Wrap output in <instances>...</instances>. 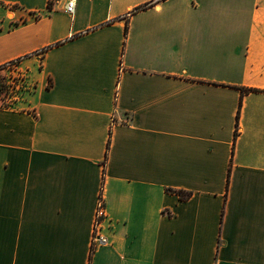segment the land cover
<instances>
[{"label":"crops","instance_id":"obj_1","mask_svg":"<svg viewBox=\"0 0 264 264\" xmlns=\"http://www.w3.org/2000/svg\"><path fill=\"white\" fill-rule=\"evenodd\" d=\"M68 1L0 0V264H264V0Z\"/></svg>","mask_w":264,"mask_h":264},{"label":"rangeland","instance_id":"obj_2","mask_svg":"<svg viewBox=\"0 0 264 264\" xmlns=\"http://www.w3.org/2000/svg\"><path fill=\"white\" fill-rule=\"evenodd\" d=\"M22 68L7 66L0 69V99L10 101L15 106L17 99L24 97L34 89V82ZM13 99V102H11ZM0 104H5V102Z\"/></svg>","mask_w":264,"mask_h":264},{"label":"built area","instance_id":"obj_3","mask_svg":"<svg viewBox=\"0 0 264 264\" xmlns=\"http://www.w3.org/2000/svg\"><path fill=\"white\" fill-rule=\"evenodd\" d=\"M76 8V0H69L66 4V12L73 16L75 13ZM14 64V63H11ZM10 66L9 65H6ZM3 100L0 99V102ZM5 104H0V107H11L10 101L4 100ZM13 102V99L12 101ZM107 219V212H106V205L105 202L101 200L99 203L97 212H96V219H95V225L92 235V253L97 250L101 246L109 245L110 240L109 238L104 234V221Z\"/></svg>","mask_w":264,"mask_h":264},{"label":"trees","instance_id":"obj_4","mask_svg":"<svg viewBox=\"0 0 264 264\" xmlns=\"http://www.w3.org/2000/svg\"><path fill=\"white\" fill-rule=\"evenodd\" d=\"M153 5H154L153 2L147 3V4H145V5H142V6L138 7L134 12H138V11H141V10L147 9V8L153 6ZM239 116H240V110H239V112H238V118H239ZM236 135H237V134H236ZM109 145H110V141H109ZM179 194H180L182 197H185V196H186L185 193H184V192H181V191L179 192Z\"/></svg>","mask_w":264,"mask_h":264}]
</instances>
